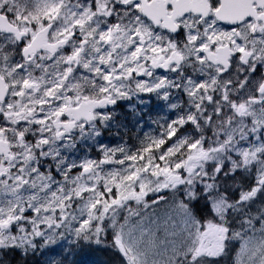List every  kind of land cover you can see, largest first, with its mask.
<instances>
[{
	"label": "snow or ice",
	"instance_id": "obj_1",
	"mask_svg": "<svg viewBox=\"0 0 264 264\" xmlns=\"http://www.w3.org/2000/svg\"><path fill=\"white\" fill-rule=\"evenodd\" d=\"M97 253L264 264V0H0V264Z\"/></svg>",
	"mask_w": 264,
	"mask_h": 264
},
{
	"label": "rangeland",
	"instance_id": "obj_2",
	"mask_svg": "<svg viewBox=\"0 0 264 264\" xmlns=\"http://www.w3.org/2000/svg\"><path fill=\"white\" fill-rule=\"evenodd\" d=\"M102 257H105L104 255H101V256H97L96 254L92 257H86L85 258V261H84V264H99L102 259ZM104 264V263H103Z\"/></svg>",
	"mask_w": 264,
	"mask_h": 264
},
{
	"label": "flooded vegetation",
	"instance_id": "obj_3",
	"mask_svg": "<svg viewBox=\"0 0 264 264\" xmlns=\"http://www.w3.org/2000/svg\"><path fill=\"white\" fill-rule=\"evenodd\" d=\"M108 135H109V134L106 133V134L102 137V139H106V138L108 137Z\"/></svg>",
	"mask_w": 264,
	"mask_h": 264
}]
</instances>
